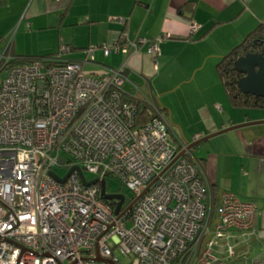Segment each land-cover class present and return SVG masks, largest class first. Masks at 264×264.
<instances>
[{
	"label": "built area",
	"instance_id": "2783aa9c",
	"mask_svg": "<svg viewBox=\"0 0 264 264\" xmlns=\"http://www.w3.org/2000/svg\"><path fill=\"white\" fill-rule=\"evenodd\" d=\"M8 42L0 63L11 58ZM99 48L106 56L140 49L122 37L89 46L83 61L58 52L0 70V264H226L215 254L220 240L254 233L258 203L227 190L213 218L212 184L168 117L136 125L139 105L125 86L134 95L141 88L126 64L85 70ZM65 165L100 182L86 185L78 170L63 182L53 173ZM112 177L134 193L119 213L102 196L101 181ZM227 247L234 259L240 245Z\"/></svg>",
	"mask_w": 264,
	"mask_h": 264
},
{
	"label": "crops",
	"instance_id": "0c3cea01",
	"mask_svg": "<svg viewBox=\"0 0 264 264\" xmlns=\"http://www.w3.org/2000/svg\"><path fill=\"white\" fill-rule=\"evenodd\" d=\"M3 1L2 52L8 47V38H12L15 54L59 52L57 47L67 44L72 50L62 57L83 61L76 50L122 37L139 43V51L129 54L113 50L106 56L99 48L95 61L114 68L126 64L129 78L145 94L148 90L156 95L155 85L162 95L184 98L182 113L170 103L162 105L183 150L194 140L214 134L191 154L203 160L207 179L220 198L224 191L232 190L256 201L260 210L254 233L230 232L222 239L226 240L223 245L248 244L238 257L245 264H264V108H248L263 110L251 113L234 109L237 106L230 98L226 100L228 91L218 69L220 60L264 23V0ZM189 2L196 4L194 12L182 9ZM192 23L197 24L196 32ZM160 37L158 50L152 52L150 44ZM94 68L93 73L101 72ZM194 86L197 89L192 91ZM125 88L134 92L129 83ZM221 259L226 264L234 260L230 253Z\"/></svg>",
	"mask_w": 264,
	"mask_h": 264
},
{
	"label": "trees",
	"instance_id": "16d2710c",
	"mask_svg": "<svg viewBox=\"0 0 264 264\" xmlns=\"http://www.w3.org/2000/svg\"><path fill=\"white\" fill-rule=\"evenodd\" d=\"M4 2L0 0V5ZM182 9L187 10L188 12H194L196 9V4L193 2L187 3ZM2 38L0 39V43L2 42ZM248 52H258L264 53V23L260 24L256 29H254L243 41L242 44L237 46L230 52L227 56L223 57L219 64L218 69L222 80L226 86L228 91L229 98L234 106H237L241 109H248V108H264V97H256L252 94L244 93L240 90L238 81L243 76V74L235 68V62L238 57L247 54ZM7 54L11 56L9 61L4 60V62L0 63V70L4 67L5 63L7 62V66H17V65H30L37 61H43L48 58H54L57 52L47 53V54H15L13 51L12 44L9 46L7 50ZM128 73V71H127ZM144 92H138L134 95L133 92L128 90V94L130 98H133L139 105V116L137 117L136 125L144 126L148 122H150L155 116L159 113L165 114L167 116L168 112L165 106L157 103L153 99V93L150 95ZM191 159L192 154H187ZM191 155V156H190ZM203 164V160H199ZM109 180H107V190L109 187ZM122 192V191H119ZM213 218L216 217V210L220 204V196L218 192L213 188ZM106 201L110 204L118 206L119 200H108Z\"/></svg>",
	"mask_w": 264,
	"mask_h": 264
},
{
	"label": "water",
	"instance_id": "95a60500",
	"mask_svg": "<svg viewBox=\"0 0 264 264\" xmlns=\"http://www.w3.org/2000/svg\"><path fill=\"white\" fill-rule=\"evenodd\" d=\"M235 68L240 71L243 76L239 79L238 84L240 87V90L247 94H252L256 97H264V53H258V52H248L247 54H244L235 62ZM233 126L231 128H227L223 131H220L219 133L215 134H221L223 132H226L231 129H235L238 127L243 126ZM214 134H211L210 136L203 138V139H196L188 146V150L191 152L192 149L197 148L202 142L207 141L212 137ZM186 153V152H185ZM185 153H182L184 155ZM61 162H65V158H61ZM74 170H78L80 172V176L83 180V182L86 185H93L100 182L99 178H94L92 180H88L83 169L80 166H75L71 169V171L64 177L61 178L57 174L53 173L54 176H56L61 181H66L69 174L73 172ZM102 184V196L105 199L111 200V199H119L120 203L116 209V213H119L120 209L122 208L124 202H125V194L123 193H108L107 192V184L106 181H101ZM248 244L244 245L243 247H240L236 250V257L233 261H231L228 264L236 263V262H242L244 259H240L238 257V254L241 250L247 249Z\"/></svg>",
	"mask_w": 264,
	"mask_h": 264
},
{
	"label": "rangeland",
	"instance_id": "374dc122",
	"mask_svg": "<svg viewBox=\"0 0 264 264\" xmlns=\"http://www.w3.org/2000/svg\"><path fill=\"white\" fill-rule=\"evenodd\" d=\"M67 47H70V46H69V45L67 46V44H66V45H63V46H61V47L58 46L57 49L59 50V52H60L61 54H62V53L64 54V49H66ZM50 51H52V49H51ZM70 52H71V51H70ZM67 53H69V52H67ZM75 53H77V55H83L81 59H85V58L87 57L86 49H85V50H76ZM94 66L96 67V70H97V71H99L100 69L103 70V69L106 67L104 64H101V63H97V64H93V65H91V64H86V66H85V70H87V71H89V72H92V71H94V69H95ZM118 68H120V67H118ZM6 75H7V72H6V71H3V73H2L1 76H4V77H5ZM187 86H188V85H187ZM187 86H186V87H187ZM195 89H197V86H194V88H192L191 90H192V91H195ZM153 91H154L155 94H156V95H154L155 97H153L154 100H155L156 102H158V103L161 104V105H164L165 102L170 103V104H172V106H174V108L179 109V112L182 113L181 101H182L184 98H180V97L175 96V95H167V96L162 95V93L160 92L159 88H157L155 85H154V87H153ZM162 98H163L164 102H163ZM228 99H229V96H228V94H227V95H226V100L229 101ZM165 105H166V104H165ZM234 109H236V110L239 111V112L241 111V109L238 108V107H236V108H234ZM242 110H243V109H242ZM246 111L249 112V113H251V112H255V111H263V110H261V109H246ZM167 117H168V114H167ZM168 118H169V120L171 121V118H170V117H168ZM174 122H175V121H174ZM175 123H176V122H175ZM175 129H176V128H175ZM200 146H201V145H200ZM54 169H55V171H56V173H57L58 175H60V176H62V177H65V176L69 173L71 167L65 165V166L55 167ZM84 172H85L86 177L89 178V179H94V178L97 177L94 173L90 172V171L87 170V169H85ZM108 191H109L110 193L122 191V192L125 193V195L127 196L128 199H132V198H134V193H133V192L129 189V187H128L127 185H125V184L123 183V181H122L120 178H118V177H112V178L109 180ZM234 240H235V239H234ZM232 241H233V240H232ZM237 241H238V239H237ZM233 242H235V241H233ZM224 243H226V240H225V241H224V240H220L219 245H218L217 249L215 250V254H216V256H219V257H221V258H222V257L224 258L225 256H228V254H229V250L227 249L228 247L225 246V245H223ZM222 246H224V248H223V251H224V252H223V253L220 252V249H221ZM232 264H245V262H236V263H232Z\"/></svg>",
	"mask_w": 264,
	"mask_h": 264
},
{
	"label": "flooded vegetation",
	"instance_id": "af4514ba",
	"mask_svg": "<svg viewBox=\"0 0 264 264\" xmlns=\"http://www.w3.org/2000/svg\"><path fill=\"white\" fill-rule=\"evenodd\" d=\"M114 193H120V192H114ZM124 193V192H123ZM125 194V193H124ZM128 198H127V196L125 195V201L127 200ZM114 200H116V199H114Z\"/></svg>",
	"mask_w": 264,
	"mask_h": 264
},
{
	"label": "bare ground",
	"instance_id": "6f19581e",
	"mask_svg": "<svg viewBox=\"0 0 264 264\" xmlns=\"http://www.w3.org/2000/svg\"><path fill=\"white\" fill-rule=\"evenodd\" d=\"M128 91V90H127ZM122 193V192H121ZM124 194V193H123ZM111 200H114V199H111ZM116 200H119V199H116ZM119 203H120V201H119ZM125 203V202H124Z\"/></svg>",
	"mask_w": 264,
	"mask_h": 264
}]
</instances>
